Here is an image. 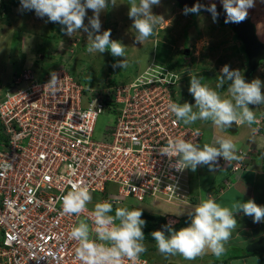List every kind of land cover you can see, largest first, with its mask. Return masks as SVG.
Listing matches in <instances>:
<instances>
[{"label": "built area", "instance_id": "obj_1", "mask_svg": "<svg viewBox=\"0 0 264 264\" xmlns=\"http://www.w3.org/2000/svg\"><path fill=\"white\" fill-rule=\"evenodd\" d=\"M62 67L50 68L42 80L26 71L0 82V264H83L70 232L79 219L94 228V209L90 202L79 217L63 212L60 197L73 182L113 207L130 199L189 200V168L177 171L178 157L160 149L177 138L200 144L202 133L169 110L176 102L171 86L133 94L128 86L93 90ZM53 72L60 79L55 95L45 88ZM105 110L116 112L115 122L96 139ZM242 167L232 165L235 172ZM136 264L152 262L140 255Z\"/></svg>", "mask_w": 264, "mask_h": 264}, {"label": "clouds", "instance_id": "obj_2", "mask_svg": "<svg viewBox=\"0 0 264 264\" xmlns=\"http://www.w3.org/2000/svg\"><path fill=\"white\" fill-rule=\"evenodd\" d=\"M173 1L179 4L177 0ZM111 2L112 5L116 4V0H111ZM159 3L160 0H130L128 15L133 20L132 27L138 33L136 40L141 44L149 36L153 35L155 26L162 19L151 12V7ZM20 4L23 9L32 10L41 18L45 17L48 29L51 27V21L64 25L65 27L62 28V31L69 37L78 30L83 29L88 34L89 45L87 51L89 53H103L105 50L110 49L113 56H124V45L118 41L110 40V30H105L102 34L100 33L101 23L99 16L101 11L108 7L107 0H20ZM222 4L226 12L227 21L241 23L248 18V9L255 6V0H222ZM212 7L214 10L215 5ZM86 9H91L93 12V16L89 20L91 30L83 23ZM188 11L193 16L195 15L194 12H202L193 9H188ZM213 19L228 25L218 18L213 17ZM38 27L37 23L33 20L31 26L23 28L29 32L33 28ZM49 32L51 31L49 30ZM188 39L189 33L179 39L180 50L176 60L172 64H168L167 62H164V64L162 62V58L156 53L157 47L150 55L147 54V60L144 65H140L139 62L137 63V66H135L137 75L131 82L116 85V87L128 86L130 93L133 94L135 89L147 91L151 86L168 84L171 86L176 101L170 102L168 108L185 125L191 124L199 128L195 125L197 120H210L214 126L220 129L230 128L233 122L237 125L243 123L251 125L255 121V115L249 108V105L264 104V94L261 91L262 82L259 79L246 82L238 70L230 69L225 64L221 69L223 75L217 79L216 88H222L225 79L230 80L231 84L227 88L229 94L227 97H222L218 91L207 84H203L201 82L202 78H198L196 75L191 77L189 92L185 91L180 86L181 84L177 83L180 76L187 69L188 63L187 60H182L181 54H183L185 59L192 55L190 54V46L186 45ZM159 46H162V43H159ZM37 56L46 60L47 57L51 59L52 55L48 54V56H45L40 51ZM52 64L59 65L57 63H50L48 65L51 66ZM113 66L116 67L117 65ZM119 66L122 70V67H124L123 62ZM50 68L52 67H48L45 73ZM26 71L32 72L29 67L20 69L18 72H13L12 75L16 76ZM113 71L118 72L115 69ZM89 72V69H86L85 74L82 75L86 84L88 78L86 75ZM168 79L170 80L169 83ZM0 82H3V79ZM59 84L60 79L53 72L45 88L48 89L49 94L55 95L59 91ZM177 86L180 88L176 93L177 96L179 92L191 93L188 94L185 100L182 99L184 100L182 102L175 95V87ZM192 97L195 100L194 105L187 103ZM201 143L202 139L200 144H197L186 141L183 138H177L169 140L167 146L162 147L160 151L168 157H178L175 162L177 171H182L185 168H191L192 171H195L198 165H208L211 170L220 157L229 162L231 166L245 158L246 153L237 152V146L230 138L217 137L214 145H218V147L208 143L203 144L201 147ZM236 152L242 156L238 157ZM234 160L236 161L232 162ZM241 163H244L243 160ZM240 171L242 169L237 172L239 173ZM60 200L62 201L64 213L68 215L75 214L79 217L81 213L85 212L86 205L91 202L92 196L88 187L73 182L71 190L67 191L66 194H62ZM112 210V203L108 201L97 202L89 216L95 227H90L86 219H79L77 224L72 227L70 236L78 243L77 256L83 264H124L125 258L131 261L132 264H136L140 254L146 251L143 243L145 235L142 231V228L146 226V221L141 218L142 211L136 208L129 210L126 207H116L115 214L111 215ZM239 211H243L245 215L253 217L254 223L264 221V206L256 204L252 199L246 202L236 200L232 203L231 207H227L221 206L215 199L209 197L201 199L194 207L191 223L188 226L181 227L179 230H173L170 226H166L170 235L166 236L163 230H155L151 233V236L161 254H180L185 259H194L203 254L205 250H210L214 255L220 256L224 251L223 242L230 238L232 230L237 225L234 212ZM262 237L264 236L262 235L260 238ZM254 241H250L248 244ZM247 246L245 248L246 251ZM255 252L264 256L257 251L248 253L253 254ZM249 254H245L243 257H247Z\"/></svg>", "mask_w": 264, "mask_h": 264}, {"label": "rangeland", "instance_id": "obj_3", "mask_svg": "<svg viewBox=\"0 0 264 264\" xmlns=\"http://www.w3.org/2000/svg\"><path fill=\"white\" fill-rule=\"evenodd\" d=\"M206 1L214 4H222V0ZM107 2L108 7L102 10L99 16L101 23L100 33L102 34L105 30H110V40L118 41L122 45H124L125 52L123 57L111 55L115 59L114 65L117 66L114 67L113 64H111V61L109 60L110 54L108 50H105V52L103 53H89L87 51L89 45L88 34L84 32L83 29L78 30L71 37H69L65 34L64 31H62V28L65 27L64 25H61L58 22L53 23L51 21L52 28H47L46 30L45 25L48 27L46 18H41L32 11L34 13V15H32V21L34 20L37 24L40 25V27L42 26L43 28H33L29 32L37 36L41 33L45 35L50 30L51 32H49L48 35H52V37H55V40H51L49 43H46L42 46V48H40L42 52L45 51L50 55L51 53H53L51 59L47 57L46 60H44V71H47L48 67L67 66L73 76L75 75L83 77L81 72L83 70L89 69L90 72L88 73V75H86L88 77V88H92L93 90L107 89L108 86L114 87L116 85H122L131 82L137 75V71L135 69L137 63L139 62L140 65H144L147 60V54L150 55L157 47L158 49L156 50V53L160 55L163 60L162 62L172 64L173 61L176 60L178 52L180 50L178 44L179 39L183 38V35L189 33V39L187 40L186 45L190 46V54L192 55L185 59L183 57V54H181L182 60H187L188 63L187 69L177 81V83L181 84L180 86H182L185 91L189 92L191 77L193 75H196L198 78H202L201 82L203 84H207L209 87L218 91L222 97H227L229 95L227 88L231 84L230 80L225 79V83L222 88H216L217 79L223 75L221 69L225 64H227L230 69L238 70L246 82H251L253 79H259L262 82L261 91L262 94H264V61L260 63V66L253 74H251L250 76L247 75V56L244 55L241 41L235 37V33L228 25H225L222 22L213 19L212 16L203 12H194L195 15L193 16L188 10L182 8L173 0H160V3L158 5H153L151 7V12L153 15L161 17L162 19L155 26L153 35L149 36L141 44L136 40V35H138V33H136V30L132 27L133 20L128 15L130 0H116L115 5H112L111 0H107ZM3 8L4 7H2V10ZM5 10L6 8H4L5 14L3 16L2 11H0V80L3 79V82L7 84L11 81V77L9 76L10 71H20L19 67L18 70H11V66L13 63L9 64L7 62V58L12 54V50L13 52L16 51L17 54V52L22 51L23 48L25 54L28 53V49L26 48V46L28 45H23V43L20 42V39L12 42V35L21 34V31H28L27 29L23 28V26L29 25V19H26V21H23V23L20 24V22H17V20L12 21V15L9 16L8 11ZM24 15L25 12L19 13V16L21 18H23ZM28 16H30L29 13ZM92 16V10L86 9V15L84 17L83 23L84 25L88 26L90 30L91 26L89 20ZM247 17L250 18L252 23H254V25L256 26L258 38L261 41H264V0H255V6L248 9ZM38 38L39 37H36L37 40ZM156 41L158 42L157 44ZM159 43H162V46H159ZM28 47L32 48L31 45H29ZM122 62L124 64V67H122L121 70V67L119 65ZM50 63H57L59 65L52 64L50 66L48 65ZM112 69H115L118 72H115ZM244 73L247 77L243 75ZM179 90V86L175 87V95L177 99L178 97L180 98V102L184 101L188 94H191L179 92L177 96L176 93ZM89 101L90 96H87L83 103V106L87 107ZM187 103L194 105V97L190 98V101H188ZM249 108L253 111L255 117L257 118L255 121L258 122L256 126L257 128H254L255 133H258L260 136L264 137V104H250ZM194 110L196 109L194 108ZM114 114H116V112L113 110H105L99 115L95 128L96 139H102L106 131L105 127L115 122ZM200 123H210L211 130L207 125L208 134H206L211 140L210 143L213 142L212 144L209 143L210 145H214L215 139L219 137V135L217 134V130H223L233 137H235L238 133H231L226 128H217L210 120H201V122L195 123V125H198ZM211 131H213L214 134ZM1 138L2 137L0 136V139ZM234 143L237 148L244 147V145H238L237 142ZM214 146L218 147V145ZM255 148H260V146H258L257 143L252 142V144L250 145L252 155H257L261 157V161H264V150L254 151ZM236 155L238 157L242 156L238 153ZM245 156L246 157L242 159L243 162H245L246 164L250 163L251 157L248 156V152H246ZM242 160H239V162H242ZM190 170L191 169H189V171ZM194 174V178L196 180L198 171L196 170ZM237 174L239 173H233V175ZM110 187L113 189L116 186L111 184ZM90 195L92 196V203L90 204V207L94 209L95 204L100 201V194L90 193ZM236 199L237 195L229 193V195L224 200L225 203L229 205L230 203H232V201H236ZM146 203L148 204H145V202L137 203L135 205H131L128 209L131 210L133 208H138L156 217L162 216L163 218H160L156 221V230H163L165 232V235H169L170 233L167 230L166 226L170 224L174 225L179 221H173V219L168 217L167 222L164 217L165 215H162L161 211H159L154 203ZM188 213L191 214L192 211ZM184 216L188 215L186 214ZM191 218L192 217H190V220ZM170 219L171 223H169ZM180 219L181 218H179V220ZM246 224L248 227H244ZM180 228L181 227H178L176 229L179 230ZM261 230L262 228L260 226H250L249 220L244 218L243 221H241V223H239L236 228L232 230L230 236L231 238H233V236L235 235L234 239L237 242H234L233 239L223 242V246L224 249H226V252H223L220 256H216L213 253H206L209 252L208 250H205V252L203 253L206 255L201 254L194 259H185L183 256H167L165 254H161L159 250H148L147 256H150L152 258V264H203L204 261L212 262L211 257L213 259V257L215 256L216 259L222 261L224 258L228 259L232 257V259H234L243 257L246 251L245 248L248 245V243L246 242L259 239L261 237ZM153 241V237L152 241H143L146 250L156 244L155 241ZM255 257H258V260L262 262V264H264V256L256 252L253 254H249V257L247 258H242V260L244 261L235 260L234 262H240V264H255Z\"/></svg>", "mask_w": 264, "mask_h": 264}, {"label": "crops", "instance_id": "obj_4", "mask_svg": "<svg viewBox=\"0 0 264 264\" xmlns=\"http://www.w3.org/2000/svg\"><path fill=\"white\" fill-rule=\"evenodd\" d=\"M0 0V6L2 4L6 5V9L10 13H14L13 15V20H17V22L23 23V21L28 20L29 25H32V15L34 13L32 10H25L21 7L20 0ZM20 12H25V15L23 18L19 16ZM28 13L30 16H28ZM44 24V23H43ZM39 27L38 28H43L42 26L40 27L39 24H37ZM45 25V24H44ZM24 25L23 27H25ZM47 26L45 25V29ZM13 41H16L17 39H20V42L23 43V45H31L32 48H29L26 46L28 49V53L25 54L23 48L22 51H18L16 54V51L13 52L12 54L7 58L8 63H13L11 66V70H16L18 67L22 70L25 68H29L35 64V57L36 55V50L38 48L40 49V46L45 45L46 39L43 37L42 34H38L37 36L35 34H32L27 31H21V34H13ZM34 37V38H33ZM36 37H39L38 40ZM33 39V40H32ZM35 39V40H34ZM53 40V38H50L48 43ZM21 50V49H20ZM257 118L255 117V120ZM257 123L254 121L251 125L248 123H243V124H238V133L235 137L231 136L227 132H224L223 130H217L219 137H226L230 138L233 140V142H237L238 145H244V147H239L237 148V152H248V156H250V163L245 165V169L240 171L239 174L235 175V178L230 182L228 187L222 188L219 191H215V186H218L219 183H224L225 179L227 177V167L230 165L229 162L225 161L222 157L218 158L217 162L213 165L212 169L210 170L208 165H198L196 170L198 171V176L196 177L195 184H197L196 189V194L198 195V202L194 204H185V203H180V202H167L166 200L162 199H156L153 201H150L149 204L154 203L155 206L161 211L162 215H165V219L168 222V217L173 219V221H179V218L184 217V215H188L189 217H192V213L194 211V207L201 201V199H207L209 197L213 198L221 204V206H227L231 207L232 203L235 202L232 201L229 205L225 203V198L230 194L237 195L238 201L241 202H246L249 199L254 200V202L260 206H264V161H261V157L257 155H252L250 145L252 142H255L260 146V148H255L254 151H259V150H264V137L260 136L258 133H255V129L257 128ZM200 123L197 126L201 129L202 131V143L201 147L205 143H210V138L206 134H208L207 131V125L209 126L210 129V123ZM256 127V128H255ZM255 128V129H254ZM225 129V128H224ZM211 130V129H210ZM228 130V129H227ZM213 133V131H211ZM214 134V133H213ZM213 143V142H212ZM210 143V144H212ZM236 152V154H237ZM257 153V152H256ZM246 157V156H245ZM236 160L232 161L235 162ZM195 170V171H196ZM212 194V195H211ZM244 197V199H243ZM160 200V201H159ZM148 204V203H147ZM156 208V209H157ZM189 214L188 212H191ZM182 215V216H181ZM234 218L237 221V225L243 221V219H248L249 220V225L253 226L255 225L256 227L260 226L262 228L261 230V235L264 236V221L254 223L253 222V217L247 216L243 213V211L239 212H234ZM171 219L169 223H171ZM178 219V220H177ZM171 225V224H170ZM236 225V226H237ZM240 226V225H239ZM244 227H248L247 224ZM235 236V235H234ZM233 239L234 242H237L235 239ZM259 236V237H260ZM237 239V238H236ZM252 241V240H250ZM250 241H247L246 243H249ZM209 252H206L208 254L212 253L210 250ZM223 252H226V249H224ZM206 255V254H203ZM249 257V256H247ZM247 257H238L232 259H228L229 264H240V262H234L236 261H244L242 258H247ZM216 259V256L211 257L212 262H206L204 261L203 264H223L222 261H219L218 263L214 262ZM255 264H260L261 262L258 260V257L254 258Z\"/></svg>", "mask_w": 264, "mask_h": 264}, {"label": "water", "instance_id": "obj_5", "mask_svg": "<svg viewBox=\"0 0 264 264\" xmlns=\"http://www.w3.org/2000/svg\"><path fill=\"white\" fill-rule=\"evenodd\" d=\"M182 8L188 10L193 9L195 11H202L212 15L215 18L220 19L224 23L228 24L235 32L238 39L242 42L244 52L247 55L248 63L246 74L251 75L264 61V41H261L257 36L256 26L246 18L241 23H232L227 21L226 12L222 5H216L207 2L206 0H177ZM213 5L215 9L213 10ZM229 132L236 133L238 131V125L233 122L230 128H227ZM248 252H260L264 255V237L251 242L247 246Z\"/></svg>", "mask_w": 264, "mask_h": 264}, {"label": "trees", "instance_id": "obj_6", "mask_svg": "<svg viewBox=\"0 0 264 264\" xmlns=\"http://www.w3.org/2000/svg\"><path fill=\"white\" fill-rule=\"evenodd\" d=\"M6 5H4V4H2L1 5V9H2V7H4V8H6L5 7ZM4 8H3V10H1L2 11V16L5 14V12H4ZM6 11H8L7 9H6ZM9 13V12H8ZM9 16L10 15H12V19H13V15H14V13L12 12H10L9 14H8ZM4 19H5V17H4ZM3 21V20H2ZM29 25H26L25 27H28ZM52 27H50V29H51ZM43 35V34H42ZM43 37L46 39V42L47 41H49L50 40V38H52V35L51 36H49L47 33L45 34V35H43ZM235 37H236V35H235ZM55 37H53V39H54ZM237 38V37H236ZM238 39V38H237ZM108 50V52H109V60L111 61V64H115V59H114V57H112L111 55V51H110V49H107ZM242 50H243V52H244V47H243V45H242ZM40 49L38 48V50H36V54H39L40 53ZM42 52V51H41ZM43 53H44V55L45 56H48V54H47V52H45V51H43ZM55 53V52H54ZM53 53H51V55H52ZM244 55H246L245 54V52H244ZM112 57V58H111ZM43 62H44V60L43 59H41V57L39 56H37L36 55V57H35V64L33 65V66H31L30 67V69L32 70V74L34 75V78L35 79H38V80H42L43 78H44V73H45V71L43 70V68H44V64H43ZM10 64V63H9ZM110 64V65H111ZM16 70H18V69H16ZM113 70V69H112ZM85 72H86V70H84V71H82L81 72V74L82 75H84L85 74ZM12 71H10V77L11 78H13L15 75H12ZM245 77H247L246 76V74L244 73L243 74ZM88 79V78H87ZM198 122H201V120H197L195 123H198ZM245 163V162H244ZM244 163H242V170H244L245 169V166L244 165H246V163L244 164ZM189 169H191V168H189ZM194 172L195 171H192V170H190L189 171V177H190V181H189V183L187 184V187H189V191H190V193L188 194V201L186 202V204H194V203H197L198 202V195L196 194V189H195V187H197V184H195V174H194ZM227 177H226V179H225V182L224 183H219V185L218 186H215V191H219V190H221L222 188H226V187H228V185L230 184V182L235 178V175H233V173H235L234 172V170H233V168H232V166L231 165H228V167H227ZM236 173H238L237 171H236ZM142 202H144V201H134V200H129V205H126V206H123V207H126V208H130V206L131 205H135V204H137V203H142ZM145 204H147L146 203V201H145ZM115 208L116 207H113V210H112V212L110 213L111 215H114L115 214ZM136 209H138V208H136ZM142 211V210H141ZM142 219H144L145 221H146V226H144V228H142V231L144 232V235H145V238H144V241H152V236H151V233L153 232V231H155L156 230V225H157V223H156V221L157 220H159L160 218H163L162 216H160V217H156V216H154V215H152V214H148V213H146V212H144V211H142V217H141ZM165 220V219H164ZM191 223V220H190V217L189 216H184V217H182L180 220H179V222L178 223H176V224H174V225H168V226H170L173 230H177L176 228H178V227H186V226H188L189 224ZM166 225H167V223H166ZM167 230H168V227H167ZM170 235V234H169ZM167 236V235H166ZM154 242V241H153ZM148 250H154V251H156V250H158L157 249V247H156V244L155 245H153L151 248H149V249H147L145 252H143V253H141L140 255H143V256H146V257H148L151 261H152V258L150 257V256H147V251ZM245 254H249L247 251H245ZM172 256V257H182V255H180V254H175V255H171V254H168L167 256ZM215 259V258H214ZM204 261V260H203ZM219 261H222V260H219V259H215L214 260V262H216V263H218ZM222 263L223 264H228V260H227V258H224L223 259V261H222Z\"/></svg>", "mask_w": 264, "mask_h": 264}]
</instances>
